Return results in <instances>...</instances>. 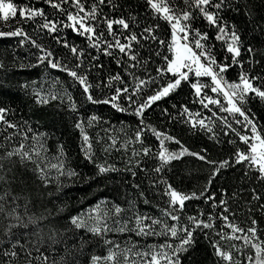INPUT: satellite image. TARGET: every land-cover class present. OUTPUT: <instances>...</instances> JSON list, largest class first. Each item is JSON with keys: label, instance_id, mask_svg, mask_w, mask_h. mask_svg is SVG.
Instances as JSON below:
<instances>
[{"label": "snow or ice", "instance_id": "1", "mask_svg": "<svg viewBox=\"0 0 264 264\" xmlns=\"http://www.w3.org/2000/svg\"><path fill=\"white\" fill-rule=\"evenodd\" d=\"M40 2L52 9L51 15L32 0L24 5L0 0V21L8 29L0 30V38H16V49L27 51L25 63V58L13 50V64L20 69L43 66L45 76L49 70L65 74L63 81L59 77L52 79L53 87L47 94L33 87L32 97L41 105L59 101L58 107L76 115L74 127L79 130L81 151L89 162H93V144L72 89L79 90L85 103L108 105L117 113L136 118L135 131L122 144L118 145L119 137L107 136L110 143L105 151L122 148L126 152L128 145H139L126 161L132 166L123 171L133 178L137 168L145 173L148 189L141 190L138 183H133L132 188L138 190L137 200L155 207L156 213H141L129 199V214L125 217L121 215L125 209L119 205L109 207L101 201L85 212L70 215L63 232L52 230L45 234L43 222L48 217L30 213L28 199L23 205L19 203L21 198L11 191L9 174L14 179L17 165H32L31 170L45 187L55 179L59 189L61 177L71 179L77 173L65 166L62 145H57L49 156L47 134L35 132L26 120L9 119L15 111L0 106V182L9 186L0 194V264H57L49 260L47 248L58 245H63L65 252L59 264H75L77 253L85 251L87 241H79L78 248H69L65 233L80 229L108 246L106 255L91 254L87 264H183L196 234L209 241L215 264H264V228L253 215H264V126L257 125L249 107L257 100L264 104V48L251 43L245 47L243 31L227 17L239 11L236 0H142L143 14L129 11L127 16L111 14L121 7L116 0ZM105 8L109 11L105 12ZM244 15L249 18L250 31L264 36V16L256 20L251 9ZM23 24L34 26L31 34L20 26ZM68 31L80 38V44L67 39ZM101 56L109 58L117 70L104 73L106 65ZM232 68L237 69V75L229 80L227 73ZM36 83L25 82L19 87L27 94ZM182 85L188 87L190 99L173 104L174 114L161 109L162 115L177 119L189 131L205 133L216 144L222 142L221 137L227 138V144L234 145L227 158H211L207 147L191 151L176 136L146 122V110L169 98ZM190 105H198L199 110L193 111ZM101 119L95 113L87 117L89 125ZM103 123L108 125L110 120L104 119ZM104 131H123V122L120 129L113 126ZM148 133L158 141L156 151L146 143ZM96 139L100 142L104 138L97 135ZM166 142L179 148L171 151ZM186 155L209 166V174L199 189L180 190L165 178V170H171L172 162L182 161ZM149 157L155 161L154 166L140 167ZM236 166L241 176L231 192L223 187L212 191L213 181ZM95 168L100 177L121 171L107 163H96ZM149 191L156 202L149 200ZM192 201H203L206 208L198 207L194 214H188L186 207ZM239 212L246 213L247 227L237 222ZM109 232L134 233L140 239L129 240L121 248L108 239ZM148 237L164 239L141 247V241Z\"/></svg>", "mask_w": 264, "mask_h": 264}, {"label": "trees", "instance_id": "2", "mask_svg": "<svg viewBox=\"0 0 264 264\" xmlns=\"http://www.w3.org/2000/svg\"><path fill=\"white\" fill-rule=\"evenodd\" d=\"M17 5H24L29 0H12ZM38 7H44L45 10L51 15L52 9L47 5H43L40 0H32ZM121 7L117 8L111 14L113 16H119L121 14L127 16L129 11L133 15L136 12L143 14V8L140 6L142 0H116ZM240 5L239 11H232L227 14V17L237 24L238 28L243 31L245 39V47L248 43L252 45L264 48V36L258 32L253 33L250 31V25L248 23V16L244 15L249 9L252 10L256 20H259L261 16H264V0H236ZM247 5V7H246ZM109 9L105 8V12ZM12 26H17L13 24ZM30 34L32 33L31 24L20 25ZM0 30H8L4 23L0 21ZM67 39L70 42L80 44V38L75 36L70 31L67 33ZM46 44L49 41H44ZM13 50L17 51L21 57H24V62L28 63L27 51L25 49H16V38H0V62L4 64V68L0 69V106L10 107L15 111V115H9V119L13 121L26 120L29 126L35 132L46 133V146L50 149L49 156L56 150L57 145H62L64 149V156L66 160V167L75 170L76 177L68 179L61 177L60 187L57 189V183L53 179L47 187L37 178L36 174L31 170L32 165L28 168H22L19 165L14 168L13 174H9L11 180V191L13 194L19 196L21 199L19 203L24 204L25 199L30 201L28 205V211L36 215L47 216L48 219L43 222V232L45 234L50 233L52 230L57 232H63L68 228V217L70 215H76L81 212H85L91 206L96 205L101 201L107 202L108 206L119 205L126 211L121 215L127 216L129 213L128 200L132 199L135 207L141 212L146 214H155L156 209L152 205H145L142 201L137 200V189L132 188L133 183L141 185V190L148 189V181L145 179V173L140 172L137 168V176L133 178L130 173L123 171L126 166V161L132 156V149L139 148V145H128L127 151L124 149H109L105 151L107 143V136L112 135L119 137L118 145L122 144L128 136H131L136 129V118L128 113H117L112 110L108 105H92L85 103L83 97L80 95L78 89H72L73 95L77 102L80 104L79 113L84 118L85 131L91 138L93 144V162H89L85 159L84 153L81 151V138L79 130L74 127V121L77 118L75 114L68 113L62 108L58 107L59 101H50L49 105L36 104L32 97V88L35 87L38 90L47 94L52 90V79L59 77L62 81L65 79V74L54 70H49V75L45 76L43 66L36 68L20 69L16 67L12 62ZM66 51V50H65ZM63 55L64 52H60ZM242 55L244 53L242 52ZM101 60L106 65L103 70L106 73L109 69L116 71L114 63L109 61V58L101 56ZM19 63V61H17ZM237 69L232 68L227 73L229 80L236 79ZM96 73H93L95 78ZM36 81L35 85H31L27 94L22 90L19 85L25 82ZM189 89L186 85H182L175 93L171 94L169 98L154 104L151 109L146 110L145 120L151 123L161 131L167 132L170 135L176 136L182 141V143L191 151L198 152L201 148L207 147L209 154L213 159L227 158L231 151L234 149V145L227 144V138L221 137V143L216 144L214 141L209 140L208 136L201 131H189L185 124L179 123L177 119L171 117H165L162 115L161 109L167 108L173 114L176 109L172 108L173 104L185 102V98L188 97ZM102 97L103 93H97ZM190 99V97H188ZM193 111L199 110L198 105H190ZM252 113L255 115L256 123L258 126H264V104H260L254 101L249 105ZM95 113L102 119L99 122H93L88 124L87 117ZM104 119H109L110 123L105 125ZM121 122H123V131H112L106 133L105 128L115 129L121 128ZM3 129L0 127V132ZM11 131V130H10ZM97 135L104 139L97 142ZM16 139H19L18 137ZM146 143L152 146L153 151L157 150L158 141L150 133L147 134ZM238 143V141H237ZM3 140L0 137V151H2ZM244 147V145H240ZM166 147L175 151L179 148L172 142H166ZM96 163L114 164L119 172L107 173L103 177L96 175ZM145 164L148 167H152L155 161L149 157L145 158L140 167H144ZM171 170L166 169L165 178L168 179L176 188L184 191H191L199 189L202 186L209 174V166L203 165L202 162L196 160L195 157L184 156L182 161H173ZM2 174V173H0ZM154 175V174H153ZM241 171L239 166L236 168L227 169L222 175L218 176L213 181L212 191H217L219 188H226L231 192L232 188L239 182ZM8 185L0 182V194L8 189ZM149 200L156 202L154 194L148 192ZM206 208L203 201L188 202L186 212L188 214H194L197 208ZM235 207V206H233ZM23 207L20 211L23 212ZM258 219L261 228H264V215L259 212L253 213ZM238 223L241 226L247 227L246 213L239 212L236 217ZM73 232L75 233L73 237ZM69 239L67 244L69 248L73 245L79 247V241H87L85 251L77 253L75 264H87V260L91 254L106 255L107 247L102 243H99L100 238L94 237L90 232L84 229L70 230L65 233ZM264 235V233H262ZM108 239L119 243L123 248L129 240H139L134 233H112L107 234ZM163 237H148L146 241H141V247L144 243L152 244L156 242H163ZM222 244L227 242L222 241ZM47 248V246L45 245ZM47 255L49 260L57 261L59 264L60 257L65 255L64 246L58 245L55 248H47ZM122 260V257L120 258ZM183 264H215V258L212 255V249L209 245V241L203 237V235L196 234V241L193 248L189 253L185 254Z\"/></svg>", "mask_w": 264, "mask_h": 264}]
</instances>
